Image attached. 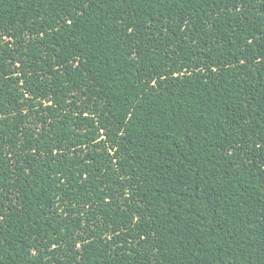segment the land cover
<instances>
[{
    "label": "trees",
    "instance_id": "1",
    "mask_svg": "<svg viewBox=\"0 0 264 264\" xmlns=\"http://www.w3.org/2000/svg\"><path fill=\"white\" fill-rule=\"evenodd\" d=\"M0 264H264V0H0Z\"/></svg>",
    "mask_w": 264,
    "mask_h": 264
}]
</instances>
